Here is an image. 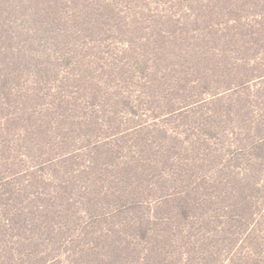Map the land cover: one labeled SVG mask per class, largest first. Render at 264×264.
Segmentation results:
<instances>
[{
    "label": "rangeland",
    "instance_id": "1",
    "mask_svg": "<svg viewBox=\"0 0 264 264\" xmlns=\"http://www.w3.org/2000/svg\"><path fill=\"white\" fill-rule=\"evenodd\" d=\"M41 1L51 17L68 16L48 52L6 68L22 94L0 98V177H20L18 150L6 149L21 148L25 128L42 125L51 130L46 145L20 151L30 180L53 171L35 172L36 164L62 153L58 170L78 157L92 165L90 173L97 170L91 155L107 162L120 156L133 168L144 166L139 190L153 203L176 188L194 191L190 232L179 234L171 264H264V159L257 141L248 144L264 137V68H215L213 13H201L213 0ZM225 1L247 3V13L264 3ZM223 15L213 16L227 28ZM4 66L0 80L7 78ZM201 236L205 246L193 248Z\"/></svg>",
    "mask_w": 264,
    "mask_h": 264
},
{
    "label": "trees",
    "instance_id": "2",
    "mask_svg": "<svg viewBox=\"0 0 264 264\" xmlns=\"http://www.w3.org/2000/svg\"><path fill=\"white\" fill-rule=\"evenodd\" d=\"M224 1L213 0L201 8V13H213L208 18L211 28L208 42L215 52V68L221 66L228 74L238 67L247 72L264 68V3L258 4V13H247V3L237 6ZM41 2L0 0V64H5L1 70L13 68L11 65L20 68L19 64L32 56L48 52L52 39L61 36V19L65 22L67 13L51 17ZM215 13L225 14L227 28H220ZM220 46L224 51L218 58ZM4 74L7 78L0 80V98L17 93L16 96H21L22 90L15 86L19 82L9 78L10 70ZM262 77L264 73L258 75ZM18 112L17 115H23ZM28 115L32 118L33 112ZM25 131V136L19 139L26 141L25 145L18 144L21 148H16L8 144L5 148L9 155L18 150L14 159L20 157L19 164L15 163L20 166V177L13 173L0 177V264L172 263L180 248L176 245L179 234L185 237L190 232L187 230L194 218V191L189 186L176 188L153 203L139 190L144 184L140 185L143 165L133 168L116 155L107 162L101 153L91 155L90 162L97 169L94 173L88 171L92 165L79 163L78 157H71L72 162L65 170H58L66 161L62 153L36 164L34 167L40 168L35 172L48 167H53V171L36 174L30 180L27 178L30 174L21 169L25 160L21 159L20 151L33 153L42 149L43 136L51 130L39 125ZM263 138L256 135L248 144L258 143V156L264 159V144L259 143ZM115 158L117 162H113ZM179 180L182 182V178ZM237 201L238 197H233V205L240 206ZM206 240L205 236L199 237L193 248L197 244L202 249Z\"/></svg>",
    "mask_w": 264,
    "mask_h": 264
}]
</instances>
